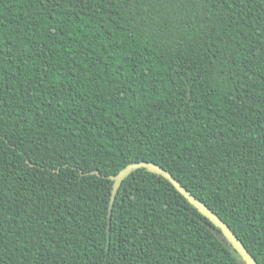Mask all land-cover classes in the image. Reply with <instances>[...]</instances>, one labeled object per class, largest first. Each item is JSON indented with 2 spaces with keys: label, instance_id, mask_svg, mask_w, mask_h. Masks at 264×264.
I'll list each match as a JSON object with an SVG mask.
<instances>
[{
  "label": "trees",
  "instance_id": "16d2710c",
  "mask_svg": "<svg viewBox=\"0 0 264 264\" xmlns=\"http://www.w3.org/2000/svg\"><path fill=\"white\" fill-rule=\"evenodd\" d=\"M140 162L264 264V0H0V264H245Z\"/></svg>",
  "mask_w": 264,
  "mask_h": 264
},
{
  "label": "water",
  "instance_id": "95a60500",
  "mask_svg": "<svg viewBox=\"0 0 264 264\" xmlns=\"http://www.w3.org/2000/svg\"><path fill=\"white\" fill-rule=\"evenodd\" d=\"M145 169L154 174H157L165 179H167L174 188L194 207L199 213H201L205 218H207L224 236L229 244L232 245L233 249L236 250L240 258L245 264H256L247 250L243 247L241 242L234 236L228 226H226L214 213L204 204L200 203L195 197H193L184 187H182L166 170L152 162H140L127 165L118 174L113 176H107L106 178L113 182L110 201L108 206L107 217L110 218L112 212V206L114 199L116 197L117 191L122 184L123 180L129 177L133 172ZM81 173V172H80ZM82 174V173H81ZM88 174H97V171L90 172Z\"/></svg>",
  "mask_w": 264,
  "mask_h": 264
}]
</instances>
